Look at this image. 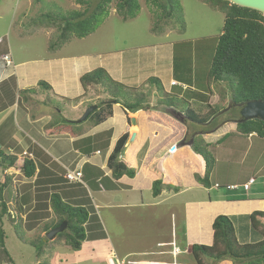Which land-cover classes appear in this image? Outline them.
Here are the masks:
<instances>
[{
  "label": "crops",
  "instance_id": "crops-1",
  "mask_svg": "<svg viewBox=\"0 0 264 264\" xmlns=\"http://www.w3.org/2000/svg\"><path fill=\"white\" fill-rule=\"evenodd\" d=\"M170 32L167 30L166 35ZM46 35L49 36L48 31ZM14 38L22 43L26 39H31L20 31L14 34ZM11 40L8 35L0 33V150L4 155L17 158L15 162L17 167L22 166L24 159L31 160L35 166V174L31 178H26L21 171L0 164L3 180L5 176L10 177L9 188L12 189L10 195L8 194L11 198L9 204L4 201L8 189H4L0 197V229L4 233V248L5 225L14 232L12 207L22 214V229L30 237L39 226L40 219L29 229V224L33 220H29L27 216L36 212L35 207L39 204L48 205L49 196L58 192V188L62 186L57 183L58 178L66 180L64 176L67 170H81L83 174L82 169L86 164L99 169L103 177L111 182L99 185L100 188L90 189L86 186L88 196L106 234L105 239L83 243H94L96 246L93 252L94 250L107 252L109 253L107 257L114 258L115 262L122 264L127 263L131 257L138 258L135 262L138 264H195L191 256V247L212 244V224L220 215L227 216L232 221L239 243L240 240H244L241 244L251 242L254 232L248 217L255 211L264 212V179L259 183L254 179L245 190L243 185L253 177L242 179L241 182L219 183L220 179L216 176L219 164H222L227 173L234 167L231 163L221 162L222 156H230L235 144L241 141L242 136L236 133L234 123L223 124L228 127L225 131V135L228 136L225 138L224 133H219L222 128L220 126L221 128L215 130L195 132L193 134L196 135L190 139L187 121L183 118V122H180L172 109H165L164 112L149 110L130 113L120 104H113L112 115L102 123L93 125L91 122H83L71 126L72 134H58L55 133V129L64 125V122L54 119L50 112L42 113V105L54 110L47 100L41 101V104L35 100L39 89L38 83L43 81L52 89L51 92H47L49 97L52 96L55 101L71 106L73 112H77L85 103L95 104L101 97L95 93L99 88H89L85 92L80 84V77L97 68H103L113 80L124 86L140 89L147 94V89L151 86L148 79L156 78L160 81L166 74L163 72V64L168 66L165 61L168 63L172 56L168 48L165 52L157 51L156 44H152L153 51L144 52L141 47H136L133 48L136 52L132 57L122 51H110L106 52V59L101 62L99 55L96 56L95 50L88 49L89 47L66 54L61 52L62 48L50 51L48 43L35 52L26 45L16 48ZM81 40L84 41V38ZM5 56H8L10 65L6 64ZM138 58L149 63L141 64ZM173 83L175 85H172ZM178 84L175 80L171 81L170 87L174 88ZM31 89L34 93H20ZM153 95L154 92L151 97ZM76 98L79 100L74 101ZM210 98L203 102L200 113H205V110L207 112V105L217 104L215 96L211 98V104ZM105 99L106 97L103 100ZM149 104L155 105L153 98L152 100L149 98ZM57 113L60 114L61 111L58 110ZM79 116L68 121H79ZM132 119L135 124H131ZM108 131L111 135L106 147L102 138L86 143L81 141ZM124 134H127L128 138L119 161H126L128 167L135 171V175L133 178L124 175L115 180L107 168V160L117 140ZM132 134L135 137L130 142ZM196 137L202 138L214 154L216 160L210 174L211 177L213 173L214 182L212 183L210 177L208 187L197 182V177L203 175L204 164L195 154L200 161V164H195L196 166L193 163L196 156L191 159L192 165L186 164L183 158L181 162L176 161L187 172V175L182 174L179 178L181 181L179 186L173 189L162 184L160 193L154 196L152 192L154 181L159 180L163 183L166 171L176 177L175 169L179 166L165 164L169 157L173 156L172 150L179 152L192 147L190 142ZM227 139L232 140L224 144ZM246 141L248 151L257 153L254 171L264 175V139L251 134L246 137ZM88 148H93L90 154L84 152ZM183 157L185 158V154ZM19 177L22 180H18ZM2 182L4 181L0 184ZM18 182L20 184L16 185ZM110 184L116 185L117 188H109ZM21 185L28 186L21 188ZM41 210L49 212L50 208L46 206ZM103 212L106 218L102 217ZM131 225L133 235L129 230L125 232L126 227ZM135 244L141 245L143 249L133 251L131 246ZM1 263L9 264V261ZM220 263L232 264L229 260Z\"/></svg>",
  "mask_w": 264,
  "mask_h": 264
},
{
  "label": "trees",
  "instance_id": "trees-1",
  "mask_svg": "<svg viewBox=\"0 0 264 264\" xmlns=\"http://www.w3.org/2000/svg\"><path fill=\"white\" fill-rule=\"evenodd\" d=\"M79 6L78 10L46 14L50 25L58 30L56 41L49 43V50L60 48L72 38L83 39L93 34L101 23L108 17L110 5L113 0H73ZM213 10L220 11L224 16V23L220 35L218 36L214 54L208 69L206 82L207 86L213 87L218 93L219 102L229 99V105L221 108L219 104L207 105V112L197 113L191 108L189 101L180 102L178 98L167 93H163L157 104L150 106L149 95L137 88L126 87L113 80L103 69L97 68L83 74L80 77V84L85 90L89 88H99L106 95L105 100H101L97 105V110L92 112L86 121L93 125H98L112 115V105L120 104L130 113L138 111H165L174 109L183 115L185 121L203 126H209V130L218 129L224 123H234L236 133L239 135L255 134L264 139V121L260 119L241 121L239 111L248 102H264V16L260 13L232 5L222 0H197ZM153 8L154 24L151 32L160 34L164 32L169 24L179 26V32L184 31V22L180 14V7L176 0H145ZM138 0H116L115 13L122 21L134 19L139 11ZM48 27V26H47ZM148 83L157 87L159 80L149 78ZM38 87L46 92L52 89L46 82L40 81ZM23 93H34V90L21 91ZM76 98L74 101H78ZM49 105L53 107L51 99L48 98ZM185 104V106H182ZM92 104H89L91 106ZM236 108L237 116H232L220 123L217 122L219 116L229 109ZM56 109V108H55ZM64 125L58 126L55 133L72 134V127L83 122L64 120ZM111 132H105L95 137H88L82 142H92L98 139L105 140V147L109 143ZM196 135V134H193ZM128 135H122L116 142L115 147L108 157L107 168L111 171V177L118 180L122 176L133 178L135 171L128 167L126 161H119V156L124 150ZM191 138V136H190ZM193 152L202 160L204 172L201 177H197V182L204 186H209V177L213 170L214 160L207 151L208 145L202 140L196 142L192 140ZM93 148H88L84 152L90 154ZM17 158L4 155L0 150L1 166L13 167L16 171H21L26 178H31L35 174V166L31 160L24 159L22 166L15 165ZM83 182L81 184L67 185L66 180L58 178L62 184L59 191L52 193L48 199V205H38L36 212L30 213L27 218L33 220L29 224V229L34 227L36 221L44 216L41 214L43 207H49L53 218L44 225V233L59 227L63 222L67 223L65 231L59 233L53 241H48L46 237L38 238L34 241H27L22 237V214L18 209L12 207L14 215L13 221L17 228H14L15 236L24 244H29L35 248L37 257L44 254H51L54 247L64 244L73 251H80L85 241L102 240L106 234L96 214V211L88 196L86 186L90 189L100 188L105 182L110 180L103 177V174L88 164L83 166ZM91 180V181H90ZM4 182L0 184V197L4 189L11 184L8 176L4 177ZM109 188L116 189L117 186L110 184ZM161 191V181L156 180L152 184V192L157 196ZM25 200V198H23ZM5 209V208H3ZM46 209V208H45ZM4 214V212H3ZM2 214V215H3ZM2 217V216H1ZM249 222L253 232L257 233L261 240L256 243L241 244L238 242L232 221L227 216H218L212 224V244L193 245L191 256L195 264H209L207 261L222 262L229 260L232 264H264V212L255 211L249 215ZM4 233L0 229V247L4 249ZM4 252L5 249L3 250ZM7 253V252H6ZM7 260L12 262L7 256ZM47 264V263H43Z\"/></svg>",
  "mask_w": 264,
  "mask_h": 264
},
{
  "label": "rangeland",
  "instance_id": "rangeland-1",
  "mask_svg": "<svg viewBox=\"0 0 264 264\" xmlns=\"http://www.w3.org/2000/svg\"><path fill=\"white\" fill-rule=\"evenodd\" d=\"M176 1L180 7V14L184 22V31L179 32L178 25L169 24L164 29L165 33L163 32V34L160 35L152 33L151 28L155 22V10H153L145 0H138L141 8L134 19L126 22L122 21L115 13L114 7L116 0H113L110 5L111 9L108 17L101 23L96 31L84 38V41L78 38L70 39L60 47L62 48L61 52L72 54L83 48L89 47L88 49L95 50L96 56L99 55V61L104 62L106 59V52L110 51H122L125 55L132 57V54L136 52L133 48L136 47H141L140 49L144 52H148L149 50L153 51L154 48L152 44H156L157 51L162 50L165 52L168 48L172 56L170 60H168V63L165 61L168 66L163 64V72H166V74L163 75L164 78H161L159 81L158 88L150 86V88L147 89L150 100L153 98L154 104L156 105L163 93H167L178 98L180 102L189 101L191 108L195 112L200 113L203 102L215 96L216 99L214 100L217 101V104H219L221 108H226L229 105V99L227 98L224 102L220 103L218 100V93L216 90L214 91L213 87L209 88L206 82L217 39L224 23V16L220 11L213 10L197 0ZM78 9L79 6L76 5L73 0H0V33L6 36L8 35L9 38L12 39L11 42L14 47L20 48L26 45L36 52L47 46L48 43L53 44L58 36L57 28L50 25L52 21L49 23L44 15L55 13L57 15L59 11L64 13L66 11ZM167 30L171 31L168 35H166ZM17 31L22 32L26 36L28 35L31 39H26L23 43L19 42V40L14 38V34ZM46 31L49 32V36L46 35ZM138 61L141 64L149 63L147 60L145 61L140 58H138ZM174 80L179 84L172 88L170 87V83ZM184 85H186V90L183 89ZM152 92H154L153 97H151ZM95 93L101 96L97 101L94 100L95 104H92L93 102L85 103L77 112L71 111V106L55 101L52 96L50 98L48 93L40 88L37 90L35 100L41 104V101L45 102V100L48 101V98H50L55 111L46 105H42V113L50 112L54 119L62 120L63 123L64 120L74 119V117H78V115H80L79 118H81L87 108L90 107H87L89 104H92L91 106L96 105L106 97L103 90L97 89ZM211 98L210 104L212 102ZM182 106H185V104H182ZM58 110L61 111L60 114L57 113ZM237 111L238 109L236 108H230L219 116L217 122L220 123L232 116L236 117ZM186 126L190 131L191 138L195 132L209 131L210 129L209 126L197 125L189 121L186 122ZM221 127L219 133H224L223 137L225 138L228 136V134L225 135V131L228 127L226 125H222ZM246 137V135H243L241 141L235 144L233 147L234 149L232 148L233 153L230 156H222L221 162L231 163L234 167H232L230 171L228 170L227 173L224 171L222 164H219L218 173L216 175L220 179L219 183H227L228 181L234 183L242 179H247L250 176L257 180L258 183L263 181L264 175L258 174L253 169L257 160V153L255 152L254 154L248 151V141H246ZM195 140L196 142H200L202 138L196 137ZM231 140L232 139H227L224 144ZM211 146L213 147L214 145L211 144ZM172 151L173 156H170L165 164L171 163L177 164L175 166H179L175 169L176 177L172 175L171 172L166 171L165 180L163 183L161 181V186L163 184L175 189L181 183L179 178L182 177V174L183 176L187 175L185 169H183L178 162H181L183 158L182 160H185L186 164L192 165L191 159L196 155L192 147H187L179 152ZM207 151L213 156V160H216L214 154L211 152V148H208ZM183 154H185V158ZM195 159L197 161H193L194 166H196L195 164L197 163L200 164L197 156ZM262 161L260 164H262ZM194 169L196 170V167ZM19 178L18 180H22ZM210 180H213V173ZM1 181H3L2 168H0V182ZM213 182L214 180L212 183ZM19 184L18 182L16 185ZM27 186L21 185V188ZM7 189L8 191L5 194L4 201L6 204H9L11 201L9 195L12 189L9 187ZM28 208H26L27 211ZM41 214L44 216L40 218L39 226L35 228L34 233L30 237H28V233L24 229L20 228L19 231L25 240L31 242L38 238L45 237L46 233H44L43 227L52 220L53 215L51 211H43ZM102 217L106 218L104 212ZM12 227L17 228L15 223ZM4 229L6 233L4 249L7 253L0 247V264H2V261L6 262L7 256L12 260L9 264H118L117 261L115 262L114 258L111 259L107 257V254H109L107 252L101 250H94L93 252L96 245L92 242L83 244L80 251H73L68 246L60 244L54 247L51 254H44L37 257L34 247L19 241L15 233L11 232L6 225ZM132 229L133 225L127 226L125 232L127 233L129 230L133 235ZM260 239L261 237L254 232L250 243H256ZM240 241L243 243L244 240ZM131 249L137 252L143 248L141 245L135 244L131 246ZM136 260H138V258L131 257L127 263L124 262V264H138L135 263ZM207 262L209 264H221L220 262L216 263L211 260Z\"/></svg>",
  "mask_w": 264,
  "mask_h": 264
},
{
  "label": "water",
  "instance_id": "water-1",
  "mask_svg": "<svg viewBox=\"0 0 264 264\" xmlns=\"http://www.w3.org/2000/svg\"><path fill=\"white\" fill-rule=\"evenodd\" d=\"M222 1H227L230 4L236 5L241 8L254 10L264 16V0H222ZM96 110H97V105H93L87 108L83 116L79 119V122L86 121L89 115ZM172 111L176 114V116H178L177 119L180 122H183V115L180 112H176L174 109H172ZM239 115L241 121H248L254 119H260L264 121V102L261 101L248 102L247 104L241 107L239 111ZM131 124H135L134 119L131 120ZM134 137L135 135L132 134L130 142L133 141ZM190 145H192V141L190 142ZM66 227H67V223L63 222L59 227L52 229L48 233H46L45 235L46 239L48 241H53L59 233L65 231Z\"/></svg>",
  "mask_w": 264,
  "mask_h": 264
},
{
  "label": "built area",
  "instance_id": "built-area-1",
  "mask_svg": "<svg viewBox=\"0 0 264 264\" xmlns=\"http://www.w3.org/2000/svg\"><path fill=\"white\" fill-rule=\"evenodd\" d=\"M4 60L6 62L7 65H10L11 62L8 60V56L4 57ZM172 85H175V83H173ZM64 178L67 180L68 183L70 184H81L84 185L83 182V174L81 172V170H67ZM254 182V179L251 178L248 183L244 184L243 187L245 190H247L249 188V186ZM118 263V262H117ZM118 264H122V263H118Z\"/></svg>",
  "mask_w": 264,
  "mask_h": 264
}]
</instances>
